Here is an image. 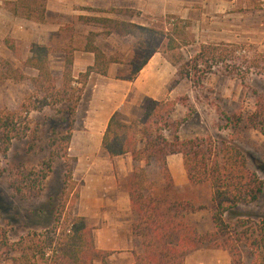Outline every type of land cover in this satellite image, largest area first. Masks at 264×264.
Returning a JSON list of instances; mask_svg holds the SVG:
<instances>
[{"label": "trees", "instance_id": "16d2710c", "mask_svg": "<svg viewBox=\"0 0 264 264\" xmlns=\"http://www.w3.org/2000/svg\"><path fill=\"white\" fill-rule=\"evenodd\" d=\"M10 10L14 17L44 23L45 0H16ZM96 21L109 29V33L131 37L141 46L143 38L151 32L147 27L129 22ZM165 38L168 52L180 49L179 45L172 44L168 35ZM4 44L8 45V41L5 40ZM240 49L234 44H201L195 56L177 67L176 82L188 79L194 88L201 87L205 75L214 67L219 68L220 74L238 77L241 82L251 68L264 74V56L252 60L244 56L237 58L236 52ZM29 52L30 57L21 65L23 69L36 72L35 77H27L4 60L0 62L11 73L10 80L16 83L28 81L35 93L47 101L50 99V103L45 102L43 107L54 109L65 105L67 129L60 142L63 143L62 157L69 160L67 150L76 106L89 76L94 73L106 77L109 64H121V61L106 58L90 42L85 52L93 54L94 64L74 80L71 72L73 50L64 49L63 72L57 83L49 69L50 48L32 44ZM151 55L136 66L127 81L135 78ZM73 83L79 87H73ZM176 104V101L149 100L140 118H129L115 111L101 137L100 151L108 159L129 155L133 162L128 187L130 208L135 216L131 233L138 239L141 250L134 256L133 264H184L187 255L202 248L227 252L230 264H264V219L252 222L237 218L228 222L226 218L237 213L239 206L254 204L263 193V182L256 170L264 174V98L256 97L251 112L228 113L217 108L220 123L217 130H226V139H181L179 130L186 119L173 120ZM27 114L0 110V159L6 156L14 140L27 136L36 138L38 126L26 127L30 123ZM251 131L263 138L262 160L253 165L254 170L249 168L247 155L236 146L237 142L246 140ZM172 155L181 156L187 176V184L180 189L174 187L166 165V158ZM151 161L159 167L161 186L150 181L139 166L141 162L148 164ZM49 171V162L41 163L38 171L23 170L9 182L12 196L20 200L39 197ZM65 181H71L70 168L66 170ZM200 192L208 196L214 226L213 232L203 235L197 233L196 223L191 219L205 209L200 203ZM110 254L95 249L91 230L84 219L71 213L61 223L56 219L51 231L27 234L15 242H11L7 232L0 229V262L92 264L94 258L99 257L101 264H106L105 258Z\"/></svg>", "mask_w": 264, "mask_h": 264}, {"label": "rangeland", "instance_id": "374dc122", "mask_svg": "<svg viewBox=\"0 0 264 264\" xmlns=\"http://www.w3.org/2000/svg\"><path fill=\"white\" fill-rule=\"evenodd\" d=\"M185 7L188 15L184 20L176 15L149 18L146 22L151 32L143 38L142 46L131 37H120L119 50H115L110 57L118 58L123 64L128 65L116 70V76L122 78L128 77L150 53L153 54L156 51L162 54L171 63L169 74L174 72V75L163 96L156 100L177 102L173 120L186 119L179 130V137L181 139L207 137L226 139L228 132L224 129L217 130L220 124L217 108L228 113L251 112L255 106L256 97L264 98V74H259L251 68L249 74L244 77V82H241L238 77H226L220 74L219 68L214 67L205 75L203 86L194 88L188 79L176 82L177 67L195 56L201 44L238 45L241 49L236 52L237 58L244 56L252 60L259 55L264 56V0H188ZM175 27L176 30H174ZM165 35H168L173 45H179L180 49L168 52L166 49L168 41ZM78 41L76 44H79ZM56 43L60 44L59 40ZM5 47L6 50L14 53V45L12 48L9 44ZM104 48L105 51L109 50V47ZM64 49L65 51L73 50V48L61 46L51 47V52L56 50L57 53L53 52L51 57L48 56L50 72L57 81L63 72L61 56L64 58V55H61L60 51ZM2 51L4 50L0 47V61H6L27 77L36 76V72L23 69L22 62L4 58L6 51ZM14 54L17 55V53ZM156 75L158 76L159 72ZM9 76L11 73L5 67L3 68L0 62V110L17 111L22 115L28 112L27 118L30 123H27L26 127L32 129L38 126L35 139L27 136L22 140H14L6 156L0 159V229H4L9 240L15 242L27 234L51 231L56 219L61 223L69 213L78 216L80 190L85 185L87 177L95 172L97 165H101L98 167L102 169L103 175L108 177L111 169H115L117 165L114 161L112 164L106 162L105 159L108 157L95 148V143L92 145L82 143V139L88 136L86 133L92 129L95 116L94 108H90L91 104H89V96L94 93V90L93 92L91 90L93 83L90 88H87L84 97L82 92L76 106L67 150V156L70 159L66 160L62 157L63 143L60 142L67 129L64 122L65 105L54 109L43 107L45 102L50 103V99L47 101L43 96L35 93L28 81L16 83L10 80ZM72 77L75 80L77 75L72 73ZM106 85L107 82H102L97 86L96 100L103 102L106 95L101 96V94ZM73 87H79V85L73 83ZM121 91L118 88L113 89L115 96ZM91 97H94L93 94ZM148 101L147 96L131 91L123 102L120 101L122 103L115 101L113 108L121 104L118 111L123 115L129 118H140ZM262 143L263 138L253 131L249 132L246 140L236 143V146L247 155L251 170L255 169L253 165H257L262 160ZM168 157L170 160H167ZM168 157L166 165L172 182V174L177 180L180 177L187 178L181 156ZM44 162L50 163V171L42 183L40 196L25 200L13 197L8 187L9 182L23 170L38 171L41 163ZM139 166L144 169L150 181L156 182L159 186L162 185L159 167L154 162L151 161L148 164L141 162ZM67 168L71 171L70 182L65 181ZM132 169L131 160V172ZM131 172L126 177L127 187L131 181ZM256 173L263 182L262 195L254 204L239 206L237 213L226 217L228 222H233L237 218L252 222L264 219V174L259 170H256ZM183 186L174 185L177 189ZM200 203L205 206V209L197 212L191 219L196 223L197 233L203 235L214 231L210 218L212 212L205 192H200ZM200 251L203 254L190 258L187 264H230V256L225 251L210 248H202ZM244 260L247 261L245 257Z\"/></svg>", "mask_w": 264, "mask_h": 264}, {"label": "crops", "instance_id": "0c3cea01", "mask_svg": "<svg viewBox=\"0 0 264 264\" xmlns=\"http://www.w3.org/2000/svg\"><path fill=\"white\" fill-rule=\"evenodd\" d=\"M15 1L0 0V47L6 51L4 58L24 62L30 57L29 49L32 44L49 48L57 46L73 48L72 73L76 75L94 64L93 54L85 52V47L90 42L99 48L106 58H111L115 50H119L121 36L109 33V29L96 19L123 21L147 27L146 21L151 17L176 15L184 20L188 15L185 7L188 0H45V19L43 24H39L14 17L10 8ZM5 40L11 48L14 45L16 56L6 50ZM58 40L60 44L56 43ZM77 40L79 44H76ZM105 46L109 47V50L105 51ZM53 52L57 53L56 50L52 51L50 57ZM60 52L64 55L62 50ZM113 58L119 60L115 57L111 59ZM63 60L61 56L62 68ZM169 65L171 67L168 59L155 52L132 81H127L130 75L122 78L116 76L118 68L128 67L122 61L121 64H109L106 77L92 73L84 87L83 97L93 83L91 90L92 92L94 90V93L89 96V104L90 108H94L95 116L92 129L86 133L88 136L82 139V143L89 145L95 143V148L100 150L101 137L108 119L121 108V104L113 108L115 101L123 102L131 91L145 95L149 100L163 96L174 75V72L169 74ZM102 82H107L101 94L106 95L103 102L95 98L97 86ZM115 88L122 90L117 96L113 92ZM92 94L94 97H91ZM169 158L167 160H170ZM105 160L110 164L114 161L117 167L112 168L111 174L107 177L98 167L101 165H97L95 172L87 177L85 185L80 190L78 217H82L91 230L95 249L111 253L105 258L106 264H133L134 256L140 253V245L138 239L131 233L135 216L130 208L126 180L131 172V159L129 155H123ZM172 178L176 187L187 183L186 177L177 180L172 174ZM200 252L202 251L188 255L184 263L187 264L190 258L203 254ZM92 264H101V259L94 258Z\"/></svg>", "mask_w": 264, "mask_h": 264}]
</instances>
